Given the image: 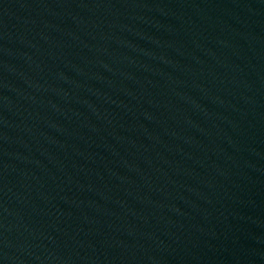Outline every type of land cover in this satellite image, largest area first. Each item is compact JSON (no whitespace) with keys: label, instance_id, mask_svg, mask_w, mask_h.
Returning a JSON list of instances; mask_svg holds the SVG:
<instances>
[{"label":"water","instance_id":"1","mask_svg":"<svg viewBox=\"0 0 264 264\" xmlns=\"http://www.w3.org/2000/svg\"><path fill=\"white\" fill-rule=\"evenodd\" d=\"M0 264H264V0H0Z\"/></svg>","mask_w":264,"mask_h":264}]
</instances>
